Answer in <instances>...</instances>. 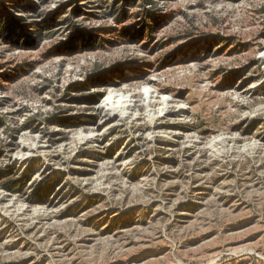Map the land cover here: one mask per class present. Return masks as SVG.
<instances>
[{"label":"rangeland","instance_id":"rangeland-1","mask_svg":"<svg viewBox=\"0 0 264 264\" xmlns=\"http://www.w3.org/2000/svg\"><path fill=\"white\" fill-rule=\"evenodd\" d=\"M0 264H264V0H0Z\"/></svg>","mask_w":264,"mask_h":264},{"label":"bare ground","instance_id":"bare-ground-1","mask_svg":"<svg viewBox=\"0 0 264 264\" xmlns=\"http://www.w3.org/2000/svg\"><path fill=\"white\" fill-rule=\"evenodd\" d=\"M116 95H114V96H109V98H117V100H111V101H109V103H108V105H110V107L111 108H114L115 106H114V104H116V105H121L122 104V102H123V105H122V107H125L126 105H130V103H128L129 101H131L130 99H123V96L122 95H119V96H117V97H115ZM124 109V108H123ZM164 109L162 108L161 110H160V112H162ZM122 113L124 114L125 113V111H122ZM117 115V113H115V112H109V113H106L105 114V116H107V118H109V119H111V118H113L114 116H116Z\"/></svg>","mask_w":264,"mask_h":264}]
</instances>
